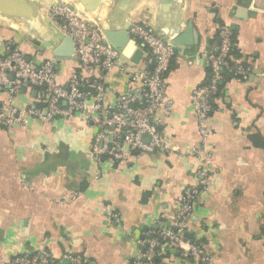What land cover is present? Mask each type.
<instances>
[{
  "label": "crops",
  "instance_id": "1",
  "mask_svg": "<svg viewBox=\"0 0 264 264\" xmlns=\"http://www.w3.org/2000/svg\"><path fill=\"white\" fill-rule=\"evenodd\" d=\"M55 1L0 0V56L12 40L37 65L55 61L57 81L66 84L80 67L54 55L63 35L46 11ZM62 1L94 9L91 18L105 30L141 23L181 39L166 77L172 113L159 111L174 150L97 164L96 129L80 116L0 127V264L42 248L57 260L74 254L88 264H134L157 222L172 225L184 190L196 183L198 162L187 155L201 144L192 93L209 80L206 53L222 26L233 29L232 60L248 73L226 71L206 124L210 186L194 203L188 237L217 264H264V0ZM126 80L117 68L107 74L108 103L126 92ZM34 96L24 89L13 105L26 108ZM5 98L0 93V104ZM157 264L198 263L169 251Z\"/></svg>",
  "mask_w": 264,
  "mask_h": 264
},
{
  "label": "built area",
  "instance_id": "2",
  "mask_svg": "<svg viewBox=\"0 0 264 264\" xmlns=\"http://www.w3.org/2000/svg\"><path fill=\"white\" fill-rule=\"evenodd\" d=\"M47 17L64 36L72 39L79 72L73 73L66 84L57 81V64L50 60L37 65L28 61L19 45L9 40L6 53L0 56V93L6 96L0 104V127L10 130L14 126L29 127L31 121L49 123L80 116L96 129L91 157L124 164L134 155L171 154L170 145L161 130L159 111L169 117L173 100L166 80L178 51L161 32L141 23L130 26V38L141 48L143 58L135 65L123 57L105 36V29L93 18L71 3L57 0L47 8ZM234 31L222 26L218 44L206 53L210 77L206 84L192 93L201 144L192 148L188 156L198 162L196 183L186 188L179 200L172 225L157 222L155 237L140 241L142 250L134 264H157L169 251L198 264H217L207 251L188 237L194 203L201 191L209 189L207 165L213 159L208 148L207 122L215 111L225 73L231 70L244 77L248 69L232 60ZM118 69L126 75V92L110 104L106 96L107 74ZM24 89L34 92V103L18 109L13 99ZM178 156H183V153ZM67 202L76 200L73 195ZM88 264L80 255L69 254L55 259L45 248L35 254L12 258L7 264Z\"/></svg>",
  "mask_w": 264,
  "mask_h": 264
},
{
  "label": "water",
  "instance_id": "3",
  "mask_svg": "<svg viewBox=\"0 0 264 264\" xmlns=\"http://www.w3.org/2000/svg\"><path fill=\"white\" fill-rule=\"evenodd\" d=\"M72 5L75 6L74 4ZM76 7L82 10L89 17H92L93 16L92 14H94L92 13L94 12V9H91L90 11L84 8H80L79 6ZM52 26L56 30H58L53 24ZM105 36L113 47L119 49L122 52L123 57L125 59L130 60L135 65L140 64L143 58L144 51L141 48L137 47L136 43L130 38L129 30L110 28L105 30ZM180 40L181 39L173 40V41L170 40V41L174 46H177L180 44ZM73 54H74V44L72 39L63 36V41L59 45V47L55 50L54 55L57 58L71 59ZM28 61L31 60L28 58ZM65 264H67V262Z\"/></svg>",
  "mask_w": 264,
  "mask_h": 264
},
{
  "label": "trees",
  "instance_id": "4",
  "mask_svg": "<svg viewBox=\"0 0 264 264\" xmlns=\"http://www.w3.org/2000/svg\"><path fill=\"white\" fill-rule=\"evenodd\" d=\"M79 72V71H78ZM221 87H222V85H221Z\"/></svg>",
  "mask_w": 264,
  "mask_h": 264
}]
</instances>
